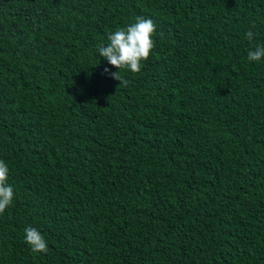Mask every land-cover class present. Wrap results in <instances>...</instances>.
I'll return each mask as SVG.
<instances>
[{
	"label": "trees",
	"instance_id": "16d2710c",
	"mask_svg": "<svg viewBox=\"0 0 264 264\" xmlns=\"http://www.w3.org/2000/svg\"><path fill=\"white\" fill-rule=\"evenodd\" d=\"M141 16L120 85L97 46ZM257 44L264 0H0V264H264Z\"/></svg>",
	"mask_w": 264,
	"mask_h": 264
},
{
	"label": "clouds",
	"instance_id": "9594fccd",
	"mask_svg": "<svg viewBox=\"0 0 264 264\" xmlns=\"http://www.w3.org/2000/svg\"><path fill=\"white\" fill-rule=\"evenodd\" d=\"M254 27V25H253ZM157 25L151 18L137 17L127 27H119L107 34L108 43L97 46L99 55L119 71L111 73L112 78L127 84L120 75V70H130L139 73L143 63L150 57L155 47ZM248 41L254 38L253 31L249 30L245 37ZM248 61L259 62L264 59V45L257 44L247 53ZM106 73L109 69L105 68ZM9 168L5 161L0 160V214H3L13 203L14 189L8 184ZM24 241L35 253H47L48 243L41 232L31 226L24 229Z\"/></svg>",
	"mask_w": 264,
	"mask_h": 264
}]
</instances>
